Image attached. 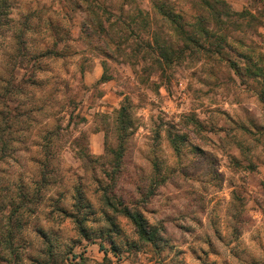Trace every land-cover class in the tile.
<instances>
[{
  "label": "clouds",
  "instance_id": "1",
  "mask_svg": "<svg viewBox=\"0 0 264 264\" xmlns=\"http://www.w3.org/2000/svg\"><path fill=\"white\" fill-rule=\"evenodd\" d=\"M0 264H264V0H0Z\"/></svg>",
  "mask_w": 264,
  "mask_h": 264
}]
</instances>
